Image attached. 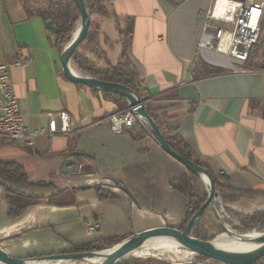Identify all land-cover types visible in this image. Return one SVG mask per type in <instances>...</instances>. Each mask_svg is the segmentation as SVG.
Instances as JSON below:
<instances>
[{
  "label": "crops",
  "instance_id": "0c3cea01",
  "mask_svg": "<svg viewBox=\"0 0 264 264\" xmlns=\"http://www.w3.org/2000/svg\"><path fill=\"white\" fill-rule=\"evenodd\" d=\"M24 2L0 0V62L25 60L11 70L20 111L32 129L48 128L50 112L60 126L62 110L76 127L69 135H40L34 146L0 135V161L17 162L30 181L52 182L61 190L30 197L0 185V246L15 257L55 254L174 222L183 225L187 198L171 182L188 170L160 147L148 125L112 130L108 118L121 111L120 104L65 77L62 50L46 20L30 15ZM208 3L105 0L112 15H98L95 27L101 31L100 49L116 63L120 29L133 19L130 55L153 109L170 118L165 124L176 127L211 172L225 175L236 192L253 193L226 204L219 195L211 209L217 217L248 215L264 211V46L258 54L250 52L237 71L199 50V12ZM259 41L263 44L264 36ZM113 179L133 192L138 204ZM199 187L203 197V184ZM142 199L153 208L142 207ZM91 219L101 223L93 236L86 233Z\"/></svg>",
  "mask_w": 264,
  "mask_h": 264
},
{
  "label": "trees",
  "instance_id": "16d2710c",
  "mask_svg": "<svg viewBox=\"0 0 264 264\" xmlns=\"http://www.w3.org/2000/svg\"><path fill=\"white\" fill-rule=\"evenodd\" d=\"M62 0H25L24 7L26 11L31 14H38L45 20H51L57 28L56 32H52L55 43L60 46L61 50L72 40V35L76 29V23L80 19V12L75 5L76 14L71 12L70 6L60 5ZM88 10L91 12L92 17L95 15L111 16L108 5L105 0H85ZM264 21L262 22V30ZM134 22L129 18L125 23L124 28L120 29V39L122 41V50L119 59L113 63L107 56L106 52L100 49L99 35L100 29L91 26V29L84 40L73 55V63L76 68L85 74L95 77L100 80L116 82L128 86L134 91L138 92L142 101H144L147 111L154 118L159 128L161 129L165 139L169 145L179 153L187 156L195 161L197 164L209 168L197 159L189 146L185 144L184 140L178 134L176 127L166 125L170 118L165 114H158L149 102V96L141 87V71L137 64L133 61L130 55V48L133 40ZM107 39V38H105ZM96 53L97 57L93 58L89 52ZM104 60L103 64L100 59ZM95 91H101L94 89ZM106 97L115 100L120 104V110L128 109L127 99L120 94L110 91H102ZM151 134H153L149 127ZM210 171V170H209ZM211 172V171H210ZM216 190L221 196L222 201L230 203L243 197H250L253 193L239 191L236 192L231 185L227 183L225 175L215 174L211 172ZM202 183L201 179L194 173L188 171L186 174L175 178L171 182V186L184 194L187 198L186 206V220L184 224L196 213L200 206L204 203L206 198L201 195L199 185ZM0 185L4 186L8 191L14 193H26L30 197H37L36 195H52L58 189L52 182H32L29 180L25 168L17 162L13 161H0ZM133 193V192H132ZM142 207L153 208L152 205H147L146 201L140 200ZM22 209L13 210V213L18 214ZM209 212V207L205 210L201 218L197 221L191 231V235L203 240H211L214 236L211 235L207 229L206 216ZM237 225L234 226L241 234H247L253 231L264 232V211L255 212L248 215L233 214ZM184 226V225H183ZM217 232L224 231L222 226H218ZM124 239L120 238H106L97 242L85 243L82 245H74L70 250L62 253H75V252H90L97 250H104L113 247ZM50 254H36L33 256L42 257ZM117 264H215V261L205 256L195 254L190 259L175 260L163 257L161 259L155 257L146 258H128L119 261ZM253 264H264V256L254 262Z\"/></svg>",
  "mask_w": 264,
  "mask_h": 264
},
{
  "label": "water",
  "instance_id": "95a60500",
  "mask_svg": "<svg viewBox=\"0 0 264 264\" xmlns=\"http://www.w3.org/2000/svg\"><path fill=\"white\" fill-rule=\"evenodd\" d=\"M76 7L80 12V28L76 35H72V40L65 46L61 52L62 71L65 77L76 84L84 85L92 89L101 91H110L123 95L129 103V108L139 117H141L147 125L151 128L154 137L159 143L160 147L178 162H180L188 171L198 176L201 181L208 187V195L204 203L196 211V213L188 220L184 228H175L170 225H162L149 228L140 232L133 233L128 238L111 248L90 252H75V253H55L45 255L42 257L28 256V257H14L10 255L2 246H0V264H29L31 261H60L63 262H76L87 261L88 257H98L102 262H91L95 264H117L119 261L135 258L130 253L142 247V245L152 237L159 235H169L176 239L179 245L194 254H199L212 259L220 264H253L264 256V232H257L259 235L257 240L261 242L256 248L246 251H234L218 248L213 245L214 240L219 236L216 235L211 240L199 239L191 235L192 228L201 218L205 210L209 206L216 209L215 203L219 199V193L216 190L215 181L212 173L205 167L197 164L192 159L179 153L173 149L165 139L161 129L154 120V118L147 111V107L140 98L138 92L120 83L104 81L87 74L76 72L73 68V55L79 46L86 39L91 26L92 14L88 10L85 0H73ZM45 26L52 32H56L57 28L51 20L45 21ZM113 182L121 190L127 193L132 200L137 203L135 196L126 188L121 186L117 180ZM138 204V203H137ZM223 227L228 233L235 234L240 238H244L248 234H238L232 232L223 222ZM222 234V233H221ZM160 259V258H159Z\"/></svg>",
  "mask_w": 264,
  "mask_h": 264
},
{
  "label": "built area",
  "instance_id": "2783aa9c",
  "mask_svg": "<svg viewBox=\"0 0 264 264\" xmlns=\"http://www.w3.org/2000/svg\"><path fill=\"white\" fill-rule=\"evenodd\" d=\"M201 28L198 49L207 52L215 61L228 69L243 70L251 48L261 37L264 20V0H209L205 9L199 12ZM20 58L13 63L0 62V135L11 139H25L30 146L35 145L38 136L46 134L69 135L76 127L73 117L65 110L59 112L60 126L50 112L48 128L32 129L21 113L18 97L14 91L11 70L23 66ZM114 132H123L147 123L130 108L109 116ZM101 223L91 219L86 224V233L95 235Z\"/></svg>",
  "mask_w": 264,
  "mask_h": 264
},
{
  "label": "bare ground",
  "instance_id": "6f19581e",
  "mask_svg": "<svg viewBox=\"0 0 264 264\" xmlns=\"http://www.w3.org/2000/svg\"><path fill=\"white\" fill-rule=\"evenodd\" d=\"M229 1L238 2V0H229ZM80 25L81 24L79 22L76 26V29L73 32L74 35H76V33L79 31ZM73 68L76 72H78V70L74 67V65ZM258 236L259 235L257 234V231H254L251 234L246 235L244 238H240L236 236L234 233L233 234L222 233V235L219 234V236L214 240L213 245L218 248H222L226 250L246 251L256 248L261 244V242L257 240ZM187 252L184 250V248H182L179 245V243L176 241L174 237L169 235H159L147 240L142 245V247L133 250L130 253V255L135 257L150 255V254H167V253H173L176 255H186ZM88 260H90L91 262H99V263L102 262V259L98 257H88ZM52 262L61 263L60 261L42 260V261H31L29 262V264H51Z\"/></svg>",
  "mask_w": 264,
  "mask_h": 264
},
{
  "label": "rangeland",
  "instance_id": "374dc122",
  "mask_svg": "<svg viewBox=\"0 0 264 264\" xmlns=\"http://www.w3.org/2000/svg\"><path fill=\"white\" fill-rule=\"evenodd\" d=\"M60 5L62 6H65V5H69L70 6V9H71V12L75 15L76 14V11H75V5L72 3L71 0H62L60 2ZM92 20H93V26L97 25L98 24V15H95L92 17ZM80 22V19L77 21L76 23V26L77 24ZM76 28V27H75ZM264 34L262 35L261 34V39L263 38ZM264 46V43L262 44L261 41H259L258 43L254 44L253 47L251 48V52L252 54H258L260 52V50L262 49V47ZM92 51L89 52L90 56L93 55H96V53H91ZM93 57V56H92ZM74 65V63H73ZM75 67V65H74ZM76 68V67H75ZM79 72L81 73H84L82 72L81 70H79L78 68H76ZM85 74V73H84ZM203 184V191H204V194H203V198H207V195H208V187L202 182ZM219 212H221V210H219ZM219 214V213H218ZM227 216L223 213H220L217 217L216 213H214L213 209H211V206H209V212L206 216V224H207V229L209 231V233L211 235H213L214 237L216 235H219L221 233H228L225 228L223 227V222L224 224L227 226L228 229H230L232 232H236L238 234H241L238 230H235L234 226L237 225V222L235 221L234 217L229 214V213H226ZM187 224V223H186ZM186 224H183L181 225V223L179 222H174L172 223L170 226L172 227H175V228H184ZM218 226H222L224 228V231L218 233L217 232V227ZM254 232V231H253ZM252 232H250L249 234H251ZM248 234V235H249ZM222 235V234H221ZM213 237V238H214ZM212 238V239H213ZM111 248V247H110ZM108 249V248H106ZM187 254L186 255H176V254H173V253H167V254H150V255H143V256H139V257H135V258H146V257H155V258H163V257H167L169 259H175V260H184V259H190L192 258L193 256H195V254L187 249H184ZM189 253V254H188ZM10 254V253H9ZM11 255V254H10ZM13 256V255H12ZM15 257V256H14ZM86 261H76V262H73V264H95V263H91V262H86ZM51 264H64V263H55V262H52ZM215 264H220L218 262L215 261Z\"/></svg>",
  "mask_w": 264,
  "mask_h": 264
},
{
  "label": "flooded vegetation",
  "instance_id": "af4514ba",
  "mask_svg": "<svg viewBox=\"0 0 264 264\" xmlns=\"http://www.w3.org/2000/svg\"><path fill=\"white\" fill-rule=\"evenodd\" d=\"M182 228V227H181Z\"/></svg>",
  "mask_w": 264,
  "mask_h": 264
}]
</instances>
